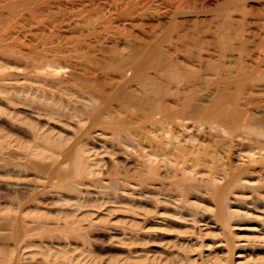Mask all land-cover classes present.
<instances>
[{
	"label": "rangeland",
	"instance_id": "obj_1",
	"mask_svg": "<svg viewBox=\"0 0 264 264\" xmlns=\"http://www.w3.org/2000/svg\"><path fill=\"white\" fill-rule=\"evenodd\" d=\"M261 127L264 0H0V264H264Z\"/></svg>",
	"mask_w": 264,
	"mask_h": 264
},
{
	"label": "bare ground",
	"instance_id": "obj_2",
	"mask_svg": "<svg viewBox=\"0 0 264 264\" xmlns=\"http://www.w3.org/2000/svg\"><path fill=\"white\" fill-rule=\"evenodd\" d=\"M151 54H154V53H151ZM141 58H142V56H140V58H138V61L140 63L144 61L142 66L145 68V71H146V72H144L142 70L141 71V75H140V72L137 71V75L140 76V80L143 82L142 83V90H146L147 88H150V91H149L148 95L150 96L152 94L153 97L155 98V101L156 100H170V99H175V98H177L179 100L183 99L184 100V108L191 107V108H194L195 110H198V111L200 110L201 111L202 106L198 105L196 102H193V100H192V98H194V95H186V96H184L182 93L177 92L175 97H173L174 93L171 92V90H169V89L161 90L160 89V81L158 80V78L151 77L147 73L149 68H152L153 66L156 67V68H161V72L158 73V77H160L161 79L164 77L165 81L169 82L170 81L171 71L173 69H175V70L179 69L178 66H176L174 64L171 65L170 62H167V63H165L163 65L160 64V58L161 57H159L156 61L153 60V59H146V60L143 59L142 60ZM185 72H186V74L190 75L189 78L194 76L193 73L190 70H186ZM183 73H184V71H183ZM119 93L124 95V96H126V97H131V94L128 93V86H125L124 88L120 87L119 88ZM170 96H172V97H170ZM226 99L227 100L225 102L220 103L222 101V95H220L213 101L214 103L211 106H215V107L213 108V111H212V118H209V117L207 118V116H204V117L186 116L184 111H182V110H174V108L172 106H169L168 104H165V103L154 104V106L152 107V110L155 113L154 114L155 118H154V121H153L152 124L155 127H160L161 125H164V124H171L174 121V119L177 118V119H181V120H187V121L190 120V121L196 122V124H198L197 126H199V127L204 126V125H211L212 127H214V128L217 127V129H219L221 127V125L216 124V126H215V123H216L215 119H217L220 122V124H222V125L227 120H233L235 122V125H236V122H239L240 120L238 119V117L233 116V115L228 113V112H230L228 110V105L231 104V103L232 104H236L237 101H236L235 97H232V98L227 97ZM180 104H182V103H180ZM140 105H141V103H139V106ZM95 107H96L95 104H93V109H95ZM209 115H210V113H209ZM106 118L109 119V116H107ZM253 121L254 120L252 119V115H251V118L249 119V122H253ZM112 122L114 123V120L110 119V123L111 124H113ZM247 123H245V124H247ZM109 127L112 128V129H115L116 131L120 130L119 128L116 129V126H113V125H110V126L106 127V129H109ZM252 131H254V129ZM127 132L128 131H126V133H125L126 136H123L126 139H123V140H126L127 142H130L131 138H130V135H128L129 133L127 134ZM254 132H256L257 134L264 135V127H261L260 129L255 128ZM182 164L186 165L187 168H188L189 165H191L189 162H183ZM224 195L225 194H224V191H223L222 194L220 195V198L223 197ZM220 201H222V200H220ZM16 262H18V261H16ZM16 262L14 264H17Z\"/></svg>",
	"mask_w": 264,
	"mask_h": 264
}]
</instances>
